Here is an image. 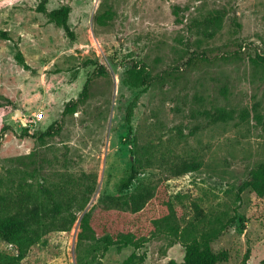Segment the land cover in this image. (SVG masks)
Wrapping results in <instances>:
<instances>
[{
  "label": "rangeland",
  "instance_id": "1",
  "mask_svg": "<svg viewBox=\"0 0 264 264\" xmlns=\"http://www.w3.org/2000/svg\"><path fill=\"white\" fill-rule=\"evenodd\" d=\"M40 4L70 5L75 37ZM0 29L11 35L0 38L2 176L49 201L61 185L66 197L93 189L72 228L43 236L19 264H78L80 216L116 207L137 158L147 170L130 191L165 183L182 225L222 228L215 264H264V196L249 185L264 163V0H0ZM137 72L144 84L126 82ZM71 100L75 111L64 113ZM189 161L200 168L173 174ZM15 252L0 241V253ZM133 252L135 264L181 263L185 247L152 236L140 249L111 246L102 264Z\"/></svg>",
  "mask_w": 264,
  "mask_h": 264
},
{
  "label": "trees",
  "instance_id": "2",
  "mask_svg": "<svg viewBox=\"0 0 264 264\" xmlns=\"http://www.w3.org/2000/svg\"><path fill=\"white\" fill-rule=\"evenodd\" d=\"M38 11L47 13L50 21L63 27L69 37H75V32L69 24L70 5L48 11L44 4H40ZM220 19V15H215L211 21L217 24ZM0 38L9 40L11 35L8 30L0 29ZM16 58L20 64L27 66L18 45ZM259 58L264 59L261 56ZM126 82L140 86L144 84V78L137 72L126 79ZM87 89L88 84L85 85L82 96L86 94ZM135 101L129 104L126 113L130 131ZM78 103L79 100L69 101L65 105L64 113L74 112ZM221 117L227 119L231 115L222 111ZM262 118L264 119L259 116L260 120ZM51 128L47 132H50ZM200 166L199 161L184 162L172 167L173 174L183 175L198 170ZM146 170L147 165L142 163L141 158H137L129 175L121 181L119 193L113 198L116 207L104 202L101 207L82 213L77 244L78 264H92L93 261L102 264V257L111 246H133L140 249L152 236L158 235H166L185 247L184 261L177 263L171 260L169 264H215L216 254L212 243L219 237L222 228L215 225L201 228L194 221L182 225L165 183L151 185L140 181L135 189L130 191L139 174ZM250 177L251 189L257 195L264 196V163L253 167ZM12 188L10 179L2 176L0 172V241H5L16 249L13 254L0 253V264H19L28 249L43 236L55 230H70L79 218L77 212L84 210L93 190L91 188L90 194L87 195L88 186L84 184V187L78 189L80 194L66 197L67 187L61 185L54 192V198L49 201L46 200V194L31 193L23 184L16 186L15 190ZM123 189L128 191L122 193ZM72 201L78 206L75 210L72 209ZM144 257L142 255L140 260H144ZM135 258L136 253L133 252L123 264H135Z\"/></svg>",
  "mask_w": 264,
  "mask_h": 264
},
{
  "label": "water",
  "instance_id": "3",
  "mask_svg": "<svg viewBox=\"0 0 264 264\" xmlns=\"http://www.w3.org/2000/svg\"><path fill=\"white\" fill-rule=\"evenodd\" d=\"M19 114H20V112H19V110H17L15 115H16V116H19ZM22 119H23V118H22Z\"/></svg>",
  "mask_w": 264,
  "mask_h": 264
},
{
  "label": "built area",
  "instance_id": "4",
  "mask_svg": "<svg viewBox=\"0 0 264 264\" xmlns=\"http://www.w3.org/2000/svg\"><path fill=\"white\" fill-rule=\"evenodd\" d=\"M42 116V113L38 114V119L40 120Z\"/></svg>",
  "mask_w": 264,
  "mask_h": 264
}]
</instances>
